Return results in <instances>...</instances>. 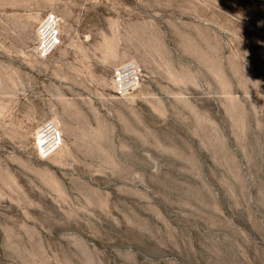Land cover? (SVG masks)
<instances>
[{"label": "rangeland", "instance_id": "1", "mask_svg": "<svg viewBox=\"0 0 264 264\" xmlns=\"http://www.w3.org/2000/svg\"><path fill=\"white\" fill-rule=\"evenodd\" d=\"M0 264H264V0H0Z\"/></svg>", "mask_w": 264, "mask_h": 264}, {"label": "bare ground", "instance_id": "2", "mask_svg": "<svg viewBox=\"0 0 264 264\" xmlns=\"http://www.w3.org/2000/svg\"><path fill=\"white\" fill-rule=\"evenodd\" d=\"M52 19L48 18L45 19L42 23L41 26H45L44 30L42 32H39V28L38 27V35H39V39L43 36H45L47 34V36L51 35L54 31H56L55 27L52 28ZM130 70V69H129ZM126 71L124 73L129 74L128 76H130L129 78V83H131V85L135 84V77L132 76V72L133 70L130 71ZM55 132V135H54ZM38 144L41 148V152H43V154H46L48 152H50L55 145L57 144L58 140H57V134H56V129L54 126L51 125H45L42 128H40V130L38 131Z\"/></svg>", "mask_w": 264, "mask_h": 264}, {"label": "built area", "instance_id": "3", "mask_svg": "<svg viewBox=\"0 0 264 264\" xmlns=\"http://www.w3.org/2000/svg\"><path fill=\"white\" fill-rule=\"evenodd\" d=\"M55 26L57 27V23L53 22L52 23V28H54ZM38 27H40L39 28V32H42L44 30V28H45V26H41V24H39ZM58 39H59V35H58V29H57L51 35L47 36V34H46L45 36H43L40 39H38L37 45L35 46V50L37 51V53H39L42 56L49 55L57 47L58 41H59ZM128 70L129 69H127V66H125L123 71L126 72ZM117 74H119V72L116 73V77H117V80H118V75Z\"/></svg>", "mask_w": 264, "mask_h": 264}]
</instances>
